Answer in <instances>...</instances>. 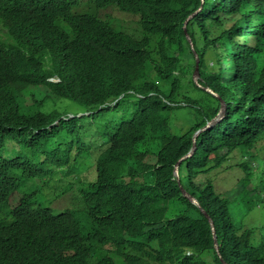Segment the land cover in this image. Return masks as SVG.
<instances>
[{
    "label": "trees",
    "instance_id": "16d2710c",
    "mask_svg": "<svg viewBox=\"0 0 264 264\" xmlns=\"http://www.w3.org/2000/svg\"><path fill=\"white\" fill-rule=\"evenodd\" d=\"M108 6L132 14L138 34L101 18ZM182 65H197L198 81ZM219 98L223 116L178 177L212 218L222 260L173 172ZM178 108L193 121L174 134ZM259 142L264 0H0V264H264V224L242 222L264 208V156L263 173L245 160ZM237 151L234 219L211 175ZM54 178L62 191L47 201L77 189L64 210L15 194Z\"/></svg>",
    "mask_w": 264,
    "mask_h": 264
},
{
    "label": "rangeland",
    "instance_id": "374dc122",
    "mask_svg": "<svg viewBox=\"0 0 264 264\" xmlns=\"http://www.w3.org/2000/svg\"><path fill=\"white\" fill-rule=\"evenodd\" d=\"M226 7H227V4H226ZM98 14L100 15L101 18L109 21L110 23L112 22L113 24L112 23L111 24L115 29L122 28L123 30L127 31V33L138 34V30L136 29V24L134 23L135 17L132 14L122 12L114 6H108L107 8L103 10H99ZM236 48L237 47L235 46L233 50V55L236 53ZM214 54L215 53L213 52L207 54V56L212 57L211 60L210 59L208 60L209 66L214 65V62H215ZM183 64H187V60L185 58L183 60ZM182 66H185L184 74L186 76H188L187 74L188 69L191 72H194L195 68H197V65H182ZM56 79H57L56 77L51 78V80H56ZM227 80H228V74L225 71L223 82ZM195 81H198V75H196ZM204 89L207 90V87H204ZM57 106L64 107V104H57ZM224 106H225V103H224ZM119 108L121 109L120 106ZM184 109L186 108L174 109L175 111L172 114L170 112V117H169L170 122H171L170 129L174 134H180L193 121V116H192L191 111L190 110L187 111ZM128 113L130 116V112ZM118 117H120V115ZM91 130H92V127L90 126L89 131ZM263 147L264 145H262V142L257 143L256 146L252 150V152H254L252 153V157L245 159V160H254V162L257 165V168L259 169L258 171H260L261 173H263V163H262L263 156H264V149H262ZM255 153L259 154V156H254ZM241 159H243L242 155L240 154V152L237 151L235 154H232L231 156H229L228 160L223 164L224 167L222 166H221L222 168L218 167L217 170L212 173V174L217 173L215 177L211 175V178L213 180L216 190L219 193H223L222 194L224 195L223 197L227 198V204L228 206H230V212L232 213L234 219H238L241 204H239V202L236 200L239 189H234L231 187H236L237 182L240 181L239 178L242 175H244L243 174L244 171L241 168L244 160H241ZM238 162H241V167L239 168L235 166V163H238ZM228 165H234V166L226 167ZM80 166L81 168H87L86 170H88V176L86 177L87 179L85 181L93 180L94 175H95L94 157L91 163L88 160H83ZM44 181L45 180L34 179L28 182H24L21 185V187L15 192V194L19 193L20 195H23V193L34 192L30 196L32 200L40 201L42 205H46L45 203L49 202L51 206L59 210H64L68 206L71 205L72 198L74 196V193L77 190L75 187L72 186L70 188V189H73V191L69 190L64 195H60V197H56V198H49V200L47 201L45 199L46 196L59 193L62 191V189L60 187L61 184H58L55 181H53L52 183H49L48 185H44L43 184ZM80 182H82V180ZM32 186L34 187V189H32ZM40 188H42L43 191H40L39 190ZM39 192H41V194ZM16 196L17 195H15V197ZM251 209L252 210L249 211V213L244 215L242 222H244L245 225H247V227L253 226L255 224H264V213L262 212L264 208H260L256 206Z\"/></svg>",
    "mask_w": 264,
    "mask_h": 264
},
{
    "label": "water",
    "instance_id": "95a60500",
    "mask_svg": "<svg viewBox=\"0 0 264 264\" xmlns=\"http://www.w3.org/2000/svg\"><path fill=\"white\" fill-rule=\"evenodd\" d=\"M191 16H192V15H190L189 17H191ZM196 75H197V72L194 73V79H196ZM219 101H220V105H221V106H220V109H221V111H222V110L225 108V106H224V103H223V100H222V99L219 98ZM221 111H218V114H217V115L222 114ZM211 125H213V121L207 122V123H206L203 127H201L197 132H200V131H202L203 129H205V128L211 126ZM192 140H194V137L192 138ZM194 150H195V144L193 143V145H192L190 151H189L187 154L183 155L181 158H179V159L176 161V163H175V167H174V174H175L176 176H177V174H178V166H179V163H180L182 160H184L186 157L192 155V153L194 152ZM179 189L181 190V192H182V194H183L184 196H186V197H188V198H193V197H194V196L190 195L189 193H187L186 190L182 187L181 184H179ZM192 203L196 204V205L199 207V209L205 214V217L207 218V220L211 222L212 218H211V217L206 213V211H205V210L199 205V203H198L197 201H194V202H192ZM212 221H213V220H212ZM211 230H212V232H214V229H211Z\"/></svg>",
    "mask_w": 264,
    "mask_h": 264
},
{
    "label": "bare ground",
    "instance_id": "6f19581e",
    "mask_svg": "<svg viewBox=\"0 0 264 264\" xmlns=\"http://www.w3.org/2000/svg\"><path fill=\"white\" fill-rule=\"evenodd\" d=\"M201 8V6L197 9V10H195L193 13H191L190 15H193L195 12H197L199 9ZM189 15V16H190ZM189 16H188V18H189ZM187 18V19H188ZM197 72V68H195V71L193 72V79H194V73H196ZM194 80H196V79H194ZM56 81H57V79H56ZM207 90L208 91H211L209 88H207ZM218 111H221V109L219 108V110ZM222 112V114H219V115H216L214 118H212V119H210L209 121H207V122H210V121H213V124L214 123H216L218 120H220L221 119V117L223 116V113H224V109L221 111ZM193 143L195 144V139L194 140H192V145H193ZM192 145H191V147H192ZM191 149V148H190ZM190 151V150H189ZM188 151V152H189ZM187 152V153H188ZM175 175V174H174ZM175 177H176V179H177V181H178V185L180 184L179 183V177H178V174H177V176L175 175ZM181 191V190H180ZM187 192V191H186ZM182 193V192H181ZM188 193V192H187ZM183 195V194H182ZM184 196V195H183ZM184 197H186V196H184ZM191 203L192 202H194V201H197V199L195 198V197H193V198H188V197H186ZM198 202V201H197ZM194 204V203H193ZM196 205V204H195ZM200 205V204H199ZM197 206V205H196ZM198 207V206H197ZM199 208V207H198ZM200 210V209H199ZM201 211V210H200ZM202 212V211H201ZM203 213V212H202ZM204 214V213H203ZM204 216H205V214H204ZM208 223H209V226H210V229H214V225H213V221L211 220V222L210 221H208ZM212 231V230H211ZM212 236H213V242H214V248H215V251L218 253V255H219V252H218V245H217V242H216V238H215V232H212ZM219 257H220V255H219ZM220 259H221V257H220ZM222 260V259H221ZM224 263V262H223ZM224 264H226V263H224Z\"/></svg>",
    "mask_w": 264,
    "mask_h": 264
},
{
    "label": "clouds",
    "instance_id": "9594fccd",
    "mask_svg": "<svg viewBox=\"0 0 264 264\" xmlns=\"http://www.w3.org/2000/svg\"><path fill=\"white\" fill-rule=\"evenodd\" d=\"M220 106H221V105H220ZM217 114H218V112H217ZM206 123H207V122H206ZM206 123H205V124H206ZM213 125H214V124H213ZM213 125H211V126H209V127H212ZM202 127H203V126H202ZM209 127H207V128H209ZM207 128H205V129H207ZM199 129H200V128H199ZM199 129H198V130H199ZM198 130H197V131H198ZM203 130H204V129H203ZM170 131H171V129H170ZM197 131H196V133H195L194 136H193L194 139H195L196 135L199 133V132H197ZM195 148H196V145H195ZM193 153H194V152H193ZM193 153H192V154H193ZM185 154H187V153H185ZM185 154H184V155H185ZM190 156H192V155H190ZM190 156H188V157H190ZM181 157H182V156H181ZM181 157H180V158H181ZM186 158H187V157H186ZM186 158H185V159H186ZM179 164H180V163H179ZM174 167H175V165H174ZM173 172H174V170H173ZM178 174H179V166H178ZM54 180H55V182H61L60 178H54Z\"/></svg>",
    "mask_w": 264,
    "mask_h": 264
}]
</instances>
